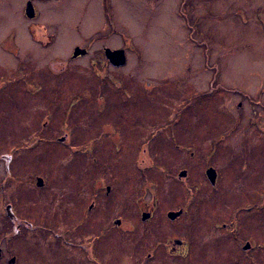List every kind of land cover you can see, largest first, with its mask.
<instances>
[{
    "label": "rangeland",
    "instance_id": "374dc122",
    "mask_svg": "<svg viewBox=\"0 0 264 264\" xmlns=\"http://www.w3.org/2000/svg\"><path fill=\"white\" fill-rule=\"evenodd\" d=\"M109 1L111 22L104 0H36L39 32L56 34L46 47L30 34L25 0H0V182L9 164L29 222L12 244L39 259L40 249L62 246L51 222L71 228L94 203L108 264H264V28L249 21L246 0H191L201 12L193 27L180 18L182 0ZM78 43L91 53L71 60ZM103 44L128 49L126 65L105 66L122 89L93 73L106 61ZM90 139L94 154H81ZM182 207L185 216L168 218ZM92 229L98 220L76 235Z\"/></svg>",
    "mask_w": 264,
    "mask_h": 264
},
{
    "label": "flooded vegetation",
    "instance_id": "af4514ba",
    "mask_svg": "<svg viewBox=\"0 0 264 264\" xmlns=\"http://www.w3.org/2000/svg\"><path fill=\"white\" fill-rule=\"evenodd\" d=\"M32 1L34 7H35V16L29 20H31V23L34 22L36 19L38 20V17L40 15L39 11V5L36 2V0H25V11H26V7L28 2ZM50 1V0H49ZM247 1L250 0H246V2L244 3L245 6L248 5V12L249 15H252V17L249 19V21L252 20V22L254 23H258L259 25H261L264 28V0H260L259 4L257 5H251V4H247ZM58 3V2H56ZM110 3L109 0H104V12L105 15L104 17L106 18L107 22H111L112 17L110 14V10L108 7V4ZM189 3H193V4H189ZM178 11H180L183 9V14H180V18H182L185 22V24L189 25L190 27L196 26L199 24V14L198 12L201 14L200 10L195 6L194 1L191 0H182L180 1V3L178 2ZM244 7V6H243ZM255 7V9H253ZM186 8V9H185ZM198 9V10H197ZM189 10V11H188ZM209 11L215 12V7H210L205 11V14L207 15V13ZM244 11H245V7H244ZM28 18V17H27ZM246 19V18H245ZM29 24V31L31 36L36 40L37 44H44L47 46H49L51 44V42L54 41V39L52 40L53 34H49L47 32V30L45 28H43L44 30L42 32H39L37 26H40L38 23L34 22L35 24ZM104 37H107L104 36ZM7 38V37H6ZM15 38H17V35L15 34L13 37V41L15 40ZM88 38V37H86ZM98 37H95L92 39L93 40H99L97 39ZM103 39V38H100ZM91 48H92V44H86V45H82L81 43L79 44H75L72 49H71V60H76L79 59L81 57H85V56H89L91 53ZM107 48H111V49H121L124 48L126 51V55H127V61H128V57H129V53H128V49L127 47H111L108 45L103 44L101 47V50L103 51V54L105 56V62H103L102 60V70L99 71H95L93 70V73L95 74V77L100 80L98 78L99 75L102 74H107L106 77V81L105 84H107L108 87L111 88H115L117 90L122 89L124 86L123 84L120 82V79L117 77H114V75L112 74H108L106 73L107 71L106 69V65H110L112 66V68H121L122 66H115L110 59L107 57V53H106V49ZM78 49V51H81L82 49L85 50L84 53H79L78 55L75 56V52ZM96 58V57H95ZM127 63V62H126ZM23 73L19 71V76H21ZM39 89H36V92ZM84 94H79L76 97L79 96V101L77 98L73 99L71 101V103L69 104L68 108H67V113L70 114L71 108L72 106H76V104H80L81 101H83L84 99H86V94L90 95L89 91H84ZM102 101H100L99 106H101ZM52 114V111L50 109H48V111L46 112L45 115L49 116ZM69 116H67L68 118ZM49 122V121H48ZM58 137V136H57ZM59 141L62 142L66 139V137H58ZM95 140V139H94ZM91 141V142H90ZM83 144H89L91 149H84L81 145ZM94 142L90 139L87 142L81 143L78 146H81V154L83 152H86L88 154H94ZM121 145L120 141H115L114 143V147L117 149H120L118 146ZM76 146V147H78ZM75 147V148H76ZM78 154L79 151H75ZM217 170V169H216ZM185 171V170H184ZM11 170H10V166L9 164H7V166H5V176L2 177V181L0 182V199H1V204L4 207V211L2 212V215L0 217V264H41V263H48V264H108L106 257H105V253L103 251V248H101L102 245V241H103V237L105 235V233L107 232V227H106V221L104 217H101L100 214L98 212H93L92 209L94 208L95 204L92 203L89 208L88 211H84L81 215V217L77 220L76 224L71 227H65L63 228L64 224L62 221L59 222H51L52 223V227H51V232H53V235H55V237H51L50 238H55V241H58L60 243L59 247H54V248H46V249H40L38 252L40 254V258H36L33 255L27 254L26 252H23L21 249L25 250L24 248H22L23 245L21 246H17L15 242L12 244V234L13 237H15L16 235L19 236H24L25 235V231L27 230V224L29 223L27 221V215L25 216L22 212H25L24 210L26 209V200L23 194V190H25V186L24 187H18L15 186L13 189H11ZM218 172V171H217ZM186 173V171H185ZM180 175V173H179ZM186 176V174H185ZM182 176V177H185ZM219 177V174H218ZM42 178L43 179V184L41 186L38 185V179ZM218 181V178H217ZM211 183V182H210ZM217 184V183H216ZM215 184V185H216ZM36 185H37V189L39 190H46V183H45V179L44 177L40 176L39 174L37 175V180H36ZM212 185V184H211ZM213 185V186H215ZM150 189V188H149ZM12 190V191H11ZM108 191H110V186L108 187ZM50 200V199H49ZM62 207V206H61ZM182 209V213L180 216H178L176 219H178L181 216H185L187 214V210L185 207L180 208ZM179 209V210H180ZM172 211V210H171ZM177 211V210H174ZM56 215L59 213V210L55 211ZM71 214H69L70 216ZM143 216V213H142ZM168 216V213H167ZM233 216L237 217V215H235L233 213ZM53 217V216H52ZM169 218V217H168ZM56 219H60L57 218ZM150 219V218H149ZM170 219V218H169ZM176 219L172 220L175 221ZM92 221L93 223H96V220H98L99 222V231L98 233L93 232V229L90 230L89 232H93V233H89L87 232V234H82L85 238L79 237L78 235H76L79 231L81 232V229L83 227H85L87 225V223L89 221ZM143 220V219H142ZM120 221V223H118ZM143 221H147V219L143 220ZM28 222V223H27ZM13 223V224H12ZM116 225L120 226L122 224V219L118 218L115 221ZM36 227H38L37 231L39 232L38 234H40L41 236L44 235V237H48V232L46 231L45 227L40 226V225H35ZM61 229H65V232H59V230ZM58 235H61L62 238L58 239ZM18 237V236H16ZM60 238V237H59ZM17 239V238H15ZM83 240L82 241H80ZM37 240L41 241L40 237H37ZM177 240L180 241V243L176 242ZM16 241V240H15ZM52 241L54 242V240L52 239ZM20 242V241H18ZM174 245H179L181 246L184 241L181 239H174ZM246 243H250V248L252 247V243L250 241H247ZM245 243V245H246ZM244 245V246H245ZM243 246V248H244ZM248 248V249H250ZM187 249V248H186ZM245 249L244 250H248ZM26 251V250H25Z\"/></svg>",
    "mask_w": 264,
    "mask_h": 264
},
{
    "label": "water",
    "instance_id": "95a60500",
    "mask_svg": "<svg viewBox=\"0 0 264 264\" xmlns=\"http://www.w3.org/2000/svg\"><path fill=\"white\" fill-rule=\"evenodd\" d=\"M26 13L29 17L33 18L35 16V7L32 3V1L28 2L27 7H26ZM85 50H81L78 51V49L75 52V56L78 55L79 53H84ZM106 53H107V57L110 59V61L115 65V66H122L124 64H126L127 62V55H126V51L125 49L121 48V49H111V48H107L106 49ZM185 171H181L180 172V176H185ZM206 175L207 178L209 179V181L211 182L212 185H215L217 183V178H218V172L216 170V168H214L213 166H210L206 169ZM43 184V179L39 178L38 179V185L41 186ZM182 209L177 210V211H169L168 212V217L172 220L176 219L178 216L181 215L182 213ZM150 216L149 213H143L142 219L145 220ZM120 223V221L118 222ZM176 242L180 243L179 240H177ZM250 243H246V245L244 246L245 249L250 248Z\"/></svg>",
    "mask_w": 264,
    "mask_h": 264
},
{
    "label": "trees",
    "instance_id": "16d2710c",
    "mask_svg": "<svg viewBox=\"0 0 264 264\" xmlns=\"http://www.w3.org/2000/svg\"><path fill=\"white\" fill-rule=\"evenodd\" d=\"M192 39H193V37H191ZM217 74H218V71L216 72V74H215V77L217 78ZM107 76V74H102V75H99L98 76V78L100 79V81L101 82H104L105 83V81H106V78H108V77H106ZM77 99H78V101H79V96L78 97H76ZM91 142V141H90ZM84 149H88V148H90L91 149V147H90V145L89 144H83V145H81ZM147 187L148 188H150V189H152V190H155V188H154V185L152 184V183H149L148 185H147ZM197 188H198V186H196V185H190L189 187H188V190L190 191V193H192V194H195L196 192H197ZM154 196H155V191H154ZM156 197V196H155Z\"/></svg>",
    "mask_w": 264,
    "mask_h": 264
},
{
    "label": "bare ground",
    "instance_id": "6f19581e",
    "mask_svg": "<svg viewBox=\"0 0 264 264\" xmlns=\"http://www.w3.org/2000/svg\"><path fill=\"white\" fill-rule=\"evenodd\" d=\"M171 1H172L173 4L175 3V0H171ZM97 9H99V7H97ZM91 16H92V17H91L92 19H93V18H94V19L96 18V17L94 16V14H92ZM254 26H255V23H254ZM254 26H253V27H254ZM254 28H256V27H254ZM123 49H124V48H123ZM209 167H210V166H209ZM142 213H149V214H150V216L147 218V221L149 220V218L152 217V213H151V211H148V210H145V211H144V210H143Z\"/></svg>",
    "mask_w": 264,
    "mask_h": 264
}]
</instances>
